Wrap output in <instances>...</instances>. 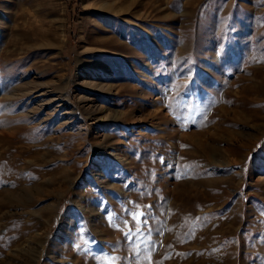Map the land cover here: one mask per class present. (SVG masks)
<instances>
[{
    "label": "rangeland",
    "instance_id": "obj_1",
    "mask_svg": "<svg viewBox=\"0 0 264 264\" xmlns=\"http://www.w3.org/2000/svg\"><path fill=\"white\" fill-rule=\"evenodd\" d=\"M0 264H264V0H0Z\"/></svg>",
    "mask_w": 264,
    "mask_h": 264
},
{
    "label": "snow or ice",
    "instance_id": "obj_2",
    "mask_svg": "<svg viewBox=\"0 0 264 264\" xmlns=\"http://www.w3.org/2000/svg\"><path fill=\"white\" fill-rule=\"evenodd\" d=\"M133 218H134V219H138V217H137L136 214H133Z\"/></svg>",
    "mask_w": 264,
    "mask_h": 264
},
{
    "label": "bare ground",
    "instance_id": "obj_3",
    "mask_svg": "<svg viewBox=\"0 0 264 264\" xmlns=\"http://www.w3.org/2000/svg\"><path fill=\"white\" fill-rule=\"evenodd\" d=\"M235 163V162H234Z\"/></svg>",
    "mask_w": 264,
    "mask_h": 264
}]
</instances>
